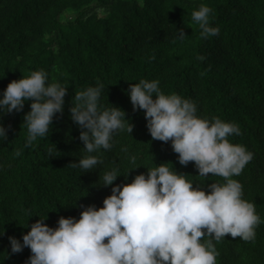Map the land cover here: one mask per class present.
Wrapping results in <instances>:
<instances>
[{
    "label": "trees",
    "instance_id": "1",
    "mask_svg": "<svg viewBox=\"0 0 264 264\" xmlns=\"http://www.w3.org/2000/svg\"><path fill=\"white\" fill-rule=\"evenodd\" d=\"M201 4L212 9L218 35H200L191 13ZM98 8L105 10L99 18ZM40 69L49 82L67 87L64 110L46 136L28 146L23 122L31 99L21 111L0 114L7 130V139L0 138V264H25L30 248L13 253L9 237L22 242L37 219L47 216L44 223L56 227L60 216L78 219L82 206L102 207L111 186L99 183L113 167L121 174L114 184L130 183L161 163L194 187L204 184L206 192L208 184L224 182L211 173L198 176L194 162L180 164L170 140L152 139L144 110L134 109L127 94L141 79L191 99L198 116L239 126L229 140L253 158L233 178L262 222L252 241L230 234L213 240L216 264H264V0H0V96L12 80ZM98 82L105 85L100 103L124 110L133 130L117 131L111 149L93 153L103 163L84 171L70 165L87 155L70 107L76 92Z\"/></svg>",
    "mask_w": 264,
    "mask_h": 264
},
{
    "label": "clouds",
    "instance_id": "2",
    "mask_svg": "<svg viewBox=\"0 0 264 264\" xmlns=\"http://www.w3.org/2000/svg\"><path fill=\"white\" fill-rule=\"evenodd\" d=\"M211 12L209 6L201 4L191 13L204 38L220 31L210 23ZM97 14L102 17L105 10L98 8ZM178 33L185 35L183 29ZM104 87L98 82L74 94L71 119L81 129L79 138L87 155L70 163L73 168H97L103 161L93 153L111 149L117 131L132 133L133 125L124 110L100 103ZM66 93V86L49 82L45 70H33L3 90L0 114L21 111L31 99L23 122L28 146L46 136L53 117L63 113ZM127 94L134 109L144 110L152 139L170 140L180 164L194 162L198 176L211 173L223 177L224 182L208 184L210 191L206 192L204 184L194 187L185 174L168 163L147 168L146 174H136L130 183L114 184L121 175L118 168L105 170L99 184L111 186V194L104 198L102 207L82 206L78 219L60 216L56 227L44 223L47 216L37 219L22 235V242L9 237L13 253L30 248L25 264H216L219 253L213 240L218 242L226 234L244 241L255 239L261 218L254 203L244 199L241 182L233 178L253 158L246 146L229 140L240 134L239 126L219 117L198 116L194 101L164 93L156 79L130 83ZM0 138L7 139L2 123ZM202 237L209 239L202 242Z\"/></svg>",
    "mask_w": 264,
    "mask_h": 264
}]
</instances>
